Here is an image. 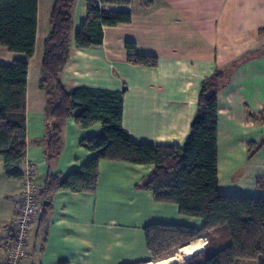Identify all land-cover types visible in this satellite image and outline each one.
I'll return each mask as SVG.
<instances>
[{
  "label": "crops",
  "instance_id": "obj_1",
  "mask_svg": "<svg viewBox=\"0 0 264 264\" xmlns=\"http://www.w3.org/2000/svg\"><path fill=\"white\" fill-rule=\"evenodd\" d=\"M51 5L52 0H38L35 47L27 59L26 150L21 168L25 173L32 166L40 187L49 172L66 174L86 162L93 153L79 142L101 129L97 121L81 127L67 118L58 157L51 164L45 161L43 141L39 142L45 135V96L39 76ZM86 7L87 0H75L71 51L61 81L66 87L125 88L121 123L138 142L182 145L196 114L202 80L248 56L217 92L218 190L225 195L264 197V187L256 185V179H264V146L248 159L249 143L264 135V122L257 120L264 111V0H133L127 6L110 5L107 9L129 10L131 20L104 26L101 44L78 48L74 36ZM127 42L134 43V49ZM129 53L153 55L157 65L133 64L127 60ZM20 59H25L23 53L0 46V64ZM153 167L103 159L94 191H56L46 227L39 228L36 219L30 229L22 264L155 262L145 242L144 225L199 227L201 219L184 215L176 203L156 201L150 190L137 187ZM21 188L22 180L4 174L0 156V264L11 244L9 224ZM196 240L202 245L193 254L207 239L199 236L186 244Z\"/></svg>",
  "mask_w": 264,
  "mask_h": 264
},
{
  "label": "trees",
  "instance_id": "obj_2",
  "mask_svg": "<svg viewBox=\"0 0 264 264\" xmlns=\"http://www.w3.org/2000/svg\"><path fill=\"white\" fill-rule=\"evenodd\" d=\"M133 0H87L86 13L74 36L78 48L99 45L103 27L128 23L129 10L107 9L127 6ZM75 0H52L49 32L43 41L39 87L45 96V161L59 155L61 131L72 117L81 127L100 122L97 134L80 140L93 155L66 174L48 173L39 193L38 227H44L53 194L58 190L94 191L100 160L153 164V170L137 187L150 190L159 202H173L180 213L201 219L199 227L181 224L144 225L145 242L153 260L172 255L190 240L204 236V247L190 256L188 264H234L236 259H259L264 264V197L221 194L217 177V92L239 62L217 68L200 85L197 110L182 145L160 146L131 139L123 128L119 91L86 86L66 87L61 73L72 44V8ZM38 0H0V46L20 52L25 59L0 64V156L8 178L21 180L26 150L27 59L33 55ZM128 48L134 49L132 42ZM127 60L144 66L157 65L153 55L129 53ZM264 122V111L257 116ZM264 146V135L249 143L248 159ZM264 187V179H256ZM47 201L46 206L42 202ZM42 227V229H44ZM186 246V245H185ZM184 247V246H182ZM180 247V248H182ZM4 263V262H3Z\"/></svg>",
  "mask_w": 264,
  "mask_h": 264
},
{
  "label": "built area",
  "instance_id": "obj_3",
  "mask_svg": "<svg viewBox=\"0 0 264 264\" xmlns=\"http://www.w3.org/2000/svg\"><path fill=\"white\" fill-rule=\"evenodd\" d=\"M20 202L9 224L11 244L3 264H22L27 254L29 233L39 213L41 187L34 181V168L23 173Z\"/></svg>",
  "mask_w": 264,
  "mask_h": 264
},
{
  "label": "rangeland",
  "instance_id": "obj_4",
  "mask_svg": "<svg viewBox=\"0 0 264 264\" xmlns=\"http://www.w3.org/2000/svg\"><path fill=\"white\" fill-rule=\"evenodd\" d=\"M201 245L202 240H196L192 243L186 244V246L182 248H179L176 252H174V254L165 256L155 261L172 258L175 264H188L186 263L187 259L185 258L192 255L198 248H201ZM234 264H259V259H236Z\"/></svg>",
  "mask_w": 264,
  "mask_h": 264
},
{
  "label": "water",
  "instance_id": "obj_5",
  "mask_svg": "<svg viewBox=\"0 0 264 264\" xmlns=\"http://www.w3.org/2000/svg\"><path fill=\"white\" fill-rule=\"evenodd\" d=\"M48 204L47 201H43L42 202V206H46ZM151 264H168L167 262H163V261H155V262H152Z\"/></svg>",
  "mask_w": 264,
  "mask_h": 264
},
{
  "label": "bare ground",
  "instance_id": "obj_6",
  "mask_svg": "<svg viewBox=\"0 0 264 264\" xmlns=\"http://www.w3.org/2000/svg\"><path fill=\"white\" fill-rule=\"evenodd\" d=\"M163 262H167L168 264H175L172 258L164 259ZM150 263V262H149Z\"/></svg>",
  "mask_w": 264,
  "mask_h": 264
}]
</instances>
